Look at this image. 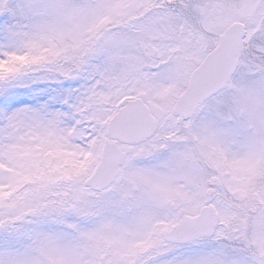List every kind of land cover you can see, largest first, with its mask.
Listing matches in <instances>:
<instances>
[{
    "label": "snow or ice",
    "instance_id": "obj_1",
    "mask_svg": "<svg viewBox=\"0 0 264 264\" xmlns=\"http://www.w3.org/2000/svg\"><path fill=\"white\" fill-rule=\"evenodd\" d=\"M0 264H264V0H0Z\"/></svg>",
    "mask_w": 264,
    "mask_h": 264
}]
</instances>
